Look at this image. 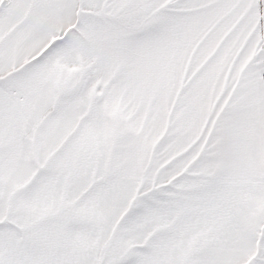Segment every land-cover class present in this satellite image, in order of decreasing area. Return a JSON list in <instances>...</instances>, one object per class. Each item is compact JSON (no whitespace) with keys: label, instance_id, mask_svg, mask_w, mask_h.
<instances>
[{"label":"snow or ice","instance_id":"obj_1","mask_svg":"<svg viewBox=\"0 0 264 264\" xmlns=\"http://www.w3.org/2000/svg\"><path fill=\"white\" fill-rule=\"evenodd\" d=\"M0 264H264V0H0Z\"/></svg>","mask_w":264,"mask_h":264}]
</instances>
